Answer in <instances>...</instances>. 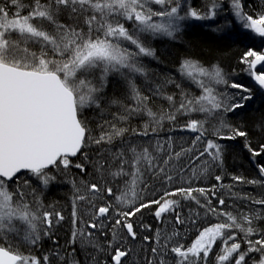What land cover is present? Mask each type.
<instances>
[{
  "label": "snow or ice",
  "instance_id": "snow-or-ice-1",
  "mask_svg": "<svg viewBox=\"0 0 264 264\" xmlns=\"http://www.w3.org/2000/svg\"><path fill=\"white\" fill-rule=\"evenodd\" d=\"M0 264H264V0H0Z\"/></svg>",
  "mask_w": 264,
  "mask_h": 264
},
{
  "label": "trees",
  "instance_id": "trees-1",
  "mask_svg": "<svg viewBox=\"0 0 264 264\" xmlns=\"http://www.w3.org/2000/svg\"><path fill=\"white\" fill-rule=\"evenodd\" d=\"M192 46V50L200 53L203 52L204 55H208V49L215 50L218 47H223V45H218L212 42L210 39L202 35L198 32H192L185 38ZM236 46H233L235 49ZM163 49V48H162ZM172 56L165 59L164 64L157 65L155 61H153V66L157 73L160 72L161 69H167L169 74L177 75L178 63L177 60L182 58L186 53L184 49H171ZM59 195L58 192H53V198H56ZM67 214V213H66Z\"/></svg>",
  "mask_w": 264,
  "mask_h": 264
},
{
  "label": "rangeland",
  "instance_id": "rangeland-1",
  "mask_svg": "<svg viewBox=\"0 0 264 264\" xmlns=\"http://www.w3.org/2000/svg\"><path fill=\"white\" fill-rule=\"evenodd\" d=\"M161 48H165L166 46L165 45H160Z\"/></svg>",
  "mask_w": 264,
  "mask_h": 264
}]
</instances>
